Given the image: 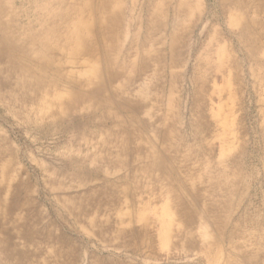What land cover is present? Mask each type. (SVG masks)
Returning a JSON list of instances; mask_svg holds the SVG:
<instances>
[{"label":"rangeland","instance_id":"374dc122","mask_svg":"<svg viewBox=\"0 0 264 264\" xmlns=\"http://www.w3.org/2000/svg\"><path fill=\"white\" fill-rule=\"evenodd\" d=\"M98 1L49 3L48 9L64 13L55 64L61 76L85 79L95 64L105 77V42L96 35L105 26L95 23L107 9L98 11ZM37 2L41 12L48 10L44 0ZM82 3L80 17L95 22L96 48L73 54L71 45H63L76 17L67 9ZM112 5L119 18L118 31L107 40L117 71L112 87L141 104L137 114L126 112L135 118L127 150L118 146L126 128L121 122L113 121L108 130L112 143L102 141L101 126L92 137L59 123L51 99L64 95L66 83L39 77L51 91L42 98L45 106L28 114L1 93L0 151L7 150L10 177L3 193L11 218L4 226L7 259L0 254V261L227 264L236 255L246 264L249 254L264 264V0H113ZM21 21L28 22L25 16ZM31 24L34 31L42 27L39 21ZM7 89L10 85L0 91ZM81 159L95 170L76 177ZM92 192L98 194L89 198ZM177 192L187 206L180 205ZM29 222L31 239L22 231Z\"/></svg>","mask_w":264,"mask_h":264},{"label":"bare ground","instance_id":"6f19581e","mask_svg":"<svg viewBox=\"0 0 264 264\" xmlns=\"http://www.w3.org/2000/svg\"><path fill=\"white\" fill-rule=\"evenodd\" d=\"M44 1L45 5L47 4L48 9L49 3H51L53 0ZM99 1L96 9H99L98 11L107 9V11L104 13V20L96 21V23L93 21V19L91 22L89 19L84 20L80 17L81 12L85 10V4L83 3L80 7H74L73 4H69L67 9V11L70 10L74 12L76 17L74 20H71L70 24L66 28L67 37L63 45H71L70 51H72L73 54L83 53V51L95 52L96 47L94 42L96 37L92 36L95 27L92 26V23H95L96 26L101 28L105 26L103 29L96 31L98 41L100 43L105 42L104 49H102L104 55L103 65L106 67L105 77L103 79L101 78L97 66L93 63L94 65L90 66L86 73L87 78L85 77V79H80L79 75L61 76L62 74H60V67L55 66V64L59 62L57 57L60 55L59 45L62 43L61 41L59 42L58 35L62 29L61 21L64 17L63 12L60 13V11L55 10L51 11L50 9L46 10L45 12H41L40 8L42 6L39 5L37 0H27L26 4H28V6L23 8H19L17 5L20 0H12L10 3L6 2L5 0H0V88L2 89L3 86L10 85V89H7L9 92L0 91V94L4 92L9 93V101H11L13 104H16L20 110L28 114L30 112H38L40 109H42L45 106V101L42 98L46 93L51 91L38 81L39 77H51L53 79V83H55L57 86L61 83H66L68 87V90L66 91L67 93L65 92L63 95V93L58 92L56 93V96L51 99L53 102H56L55 105L59 109L57 113L53 114L59 123L71 128L68 129L69 132H71L70 130L74 128V131H77V133L91 135L92 137L99 133L98 126H101V131L103 133L102 141H108L109 143H112L114 138H110V136H108V130L113 121L116 123L121 122L122 124L126 125V128L121 133V136L117 138L119 142L118 146L121 150L126 151L128 145L126 143L128 140L126 136L130 135V131H132L133 125L135 123L133 114L126 112L127 109L130 108L134 114H137L141 108V104L140 102L127 101L124 90L112 87V81L117 77V71L113 67L114 58L111 55L112 50H110L107 40L110 39V36L113 37L116 31H118L119 18L117 12H115L112 7L113 0ZM24 2L25 1H23V3ZM4 16H6V18H3ZM22 16H25L28 22H22ZM35 21L42 23V27L41 29H38V31L31 30V23H35ZM39 33L44 34L45 38L42 40L41 38H38ZM113 42L115 45V41ZM96 45L99 46L97 41ZM65 96L67 98L64 99ZM114 96H118V100L113 103L111 97ZM24 105L26 107H24ZM110 107H114L116 109L114 114L109 112ZM85 110H87L88 113H85ZM118 113H120L122 116L120 114L118 116ZM105 145L107 144L103 143L102 146L106 147ZM135 150H139L138 145L136 146ZM5 152H7V150L0 151V254H3L2 256L7 259V253L5 254V250L7 246H9L10 242L8 239H6L8 235H5L4 226L5 223L11 218V214L9 206L5 201V194L3 193V188L8 185L10 178L7 174V163L5 158H3ZM89 159H92L95 164L100 161V158L97 159L92 157ZM80 162L83 163L85 167L83 166L81 170H78L77 172L75 171L74 176L79 177L81 175L94 172L95 164H92L93 167H91L90 164H88L87 159H81ZM83 184L87 185L85 182ZM102 192H104V190H99V194ZM97 194L98 193L92 192L89 198H92L94 195L96 197ZM177 198L180 205L187 206L185 204L186 202L182 200V197L180 198L178 192ZM113 200L115 201V197H113ZM208 203L210 204V202ZM81 209L86 210V207H81ZM26 216L28 217L27 220L29 221L30 217L27 213ZM15 221L16 219L13 220V222ZM27 224V229L22 231L24 232V235L30 238L34 236V233L32 230V224L30 222ZM165 226L166 224L159 228V233H161V235H163V233L166 231V229H164ZM258 258L259 257L255 258L248 254L245 256V263L259 264L257 261ZM0 264L3 263L0 261ZM227 264H240V262L236 259L235 255V259L230 260Z\"/></svg>","mask_w":264,"mask_h":264}]
</instances>
